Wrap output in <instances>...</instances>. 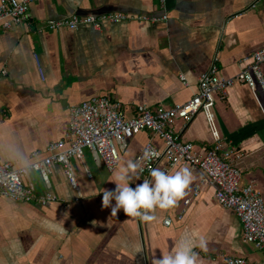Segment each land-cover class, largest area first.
Returning <instances> with one entry per match:
<instances>
[{
	"label": "crops",
	"instance_id": "obj_1",
	"mask_svg": "<svg viewBox=\"0 0 264 264\" xmlns=\"http://www.w3.org/2000/svg\"><path fill=\"white\" fill-rule=\"evenodd\" d=\"M107 12L135 19L105 21L100 30L89 24L43 27L73 14ZM164 12L159 0H36L25 20L0 25V161L22 167L35 159L34 152L48 155L50 144L66 137L71 107L86 99L118 100L128 117L140 104L174 107L197 93L199 75L213 64L233 77L242 58L264 46V0H166V20L136 19ZM214 112L221 135L241 154V183L253 182L264 194L263 88L236 82L225 95L216 94ZM173 129L200 153L214 145L203 112L190 121L177 119ZM148 141L164 148L158 135L142 130L127 139L120 163L136 161ZM72 164L79 192L60 164L49 176L50 186L37 170L25 177L27 186L57 194L59 202L0 197V264H153L185 234L197 244L203 240V249L194 248L203 264H226L228 256L253 262L264 257L244 240L236 212L220 205L214 187L187 163L168 172L190 169L185 196L170 209H157L152 222L102 209V191L115 184L112 171L89 148ZM165 165L161 160L155 168ZM145 179L150 173H140L130 186Z\"/></svg>",
	"mask_w": 264,
	"mask_h": 264
},
{
	"label": "built area",
	"instance_id": "obj_2",
	"mask_svg": "<svg viewBox=\"0 0 264 264\" xmlns=\"http://www.w3.org/2000/svg\"><path fill=\"white\" fill-rule=\"evenodd\" d=\"M34 1L36 0H0V25L9 28L25 20L29 5ZM159 2L165 11L162 16H137L136 19L166 20V0ZM130 19L135 17L122 12L73 14L59 20H49L43 27L59 29L67 26L77 29L82 24H89L100 30L105 21L121 22ZM263 64L264 46L244 56L240 71L233 77L220 74L218 66L213 64L199 75V89L188 101L174 107L158 106L155 110L140 104L132 117L126 115L120 101L106 96L92 97L72 106L66 137L51 143L48 155L39 157L38 152H34L35 159L22 167L0 161V197L7 196L39 205L59 202L62 199L57 194L49 191L40 193L27 186L25 177L30 170L39 171L50 186L49 176L54 167L60 164L71 187L79 192L80 185L72 160L82 158L85 148H89L97 161L104 163L112 171L117 162H120V151L125 149L127 139L149 129L164 141V148L159 149L151 141L145 144L141 154L136 157V161L142 163V174L150 173L161 160L165 161L166 165L161 169L165 172L181 163L199 170L202 180L214 187L217 202L236 212L242 224L244 240L264 253V196L253 182L241 183L242 170L236 165L241 154L221 135L214 112L216 94L225 95L236 82L246 83L252 89L260 85L264 90ZM199 112L204 113L214 139L213 147L203 153L196 151L192 142L180 140L173 129L177 119L190 121ZM87 175L91 177L89 171ZM199 191L200 187L195 186L194 195ZM190 200L191 198H187L185 203ZM66 204L70 205L71 202ZM170 222L171 219H165V224L169 225ZM226 264H264V257L261 261L253 262L243 257L228 256Z\"/></svg>",
	"mask_w": 264,
	"mask_h": 264
},
{
	"label": "clouds",
	"instance_id": "obj_3",
	"mask_svg": "<svg viewBox=\"0 0 264 264\" xmlns=\"http://www.w3.org/2000/svg\"><path fill=\"white\" fill-rule=\"evenodd\" d=\"M142 172L140 161L128 160L123 164L118 161L117 166L112 169L110 181L115 184V188L102 191V209H111V216H117L122 210L127 217L144 222L156 221V210L174 207L185 196L186 189L193 180L188 167H182L174 173L154 168L150 170L151 179H145L131 187L132 181L139 179ZM196 247L203 249V240L197 244L185 234L173 251L155 259L153 264H203L194 251Z\"/></svg>",
	"mask_w": 264,
	"mask_h": 264
},
{
	"label": "rangeland",
	"instance_id": "obj_4",
	"mask_svg": "<svg viewBox=\"0 0 264 264\" xmlns=\"http://www.w3.org/2000/svg\"><path fill=\"white\" fill-rule=\"evenodd\" d=\"M263 194V193H262ZM263 196H264V194H263Z\"/></svg>",
	"mask_w": 264,
	"mask_h": 264
}]
</instances>
